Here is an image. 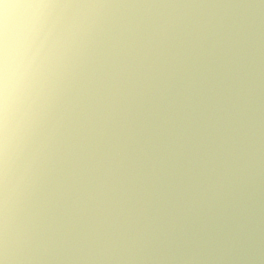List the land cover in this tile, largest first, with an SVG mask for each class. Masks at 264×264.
Returning <instances> with one entry per match:
<instances>
[{
  "label": "clouds",
  "instance_id": "1",
  "mask_svg": "<svg viewBox=\"0 0 264 264\" xmlns=\"http://www.w3.org/2000/svg\"><path fill=\"white\" fill-rule=\"evenodd\" d=\"M0 264H264V0H0Z\"/></svg>",
  "mask_w": 264,
  "mask_h": 264
}]
</instances>
